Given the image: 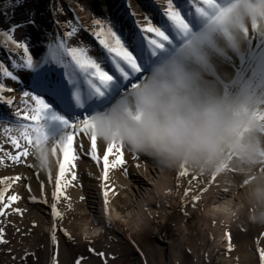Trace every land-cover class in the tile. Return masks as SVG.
Returning <instances> with one entry per match:
<instances>
[{
	"label": "bare ground",
	"instance_id": "obj_1",
	"mask_svg": "<svg viewBox=\"0 0 264 264\" xmlns=\"http://www.w3.org/2000/svg\"><path fill=\"white\" fill-rule=\"evenodd\" d=\"M32 3L36 9L32 12L35 13L37 21L42 23V28L40 32H37L31 27H26L18 30L15 38L34 41L33 47L38 52H44L47 42L43 33L51 34L53 38H56L63 30L56 23L55 12L51 14L52 17L49 15L50 12L45 11L46 13L43 14L45 7L40 6L44 3L42 0H32ZM159 3L163 7L166 0H159ZM81 5L87 9L80 13L84 17L83 22L86 26L91 25L93 14L96 17L123 18L126 21V28L132 24V18L126 12L127 0H79L77 9ZM130 7L140 23H144V18L150 13L146 0H130ZM25 10V7L22 8L21 14L15 18L17 23L26 20V17L23 19L20 17L26 16ZM212 17L208 20H201L197 24L195 28L197 36L193 44L177 45V48L156 60L148 71L150 74L152 69L158 65L178 66L195 95L222 103L239 121L234 132V143L226 147L223 159L216 162L210 171L194 168L186 162L169 165L158 157L131 151L125 146L126 167L125 165L110 167L109 179L105 182L102 158L97 164L91 160L90 156L85 155L90 151L89 137L87 135L78 136L75 141L76 145L83 144V147L76 148L79 158L75 161L74 170L79 183L76 180L66 189L68 195L71 196L73 209L66 213L62 227L68 231L69 229L77 231L75 225L77 224L76 218L79 217L81 223L77 229L80 232V238L87 237L94 241L93 247H96L94 243L108 245L109 247H105L107 249L104 251L105 254L115 258L122 256L123 264H153L156 256H161L163 253L167 262L165 264H171L172 259L179 260L181 256L178 252L175 253L178 250L175 245H178L179 241L187 243L183 251L187 254L190 249L199 250L195 241L201 243L199 247L202 249V246L211 238V244L216 248L212 252H217L220 249L218 245L222 243L224 237H227L228 232H232L233 250L228 254L232 258V263L257 264L258 249L264 247V225L255 224L250 219L262 209L251 204L247 191L250 181L256 178L254 173H264V140L261 144L263 151L259 155L261 159L254 165L246 164L241 153V149L248 145V142L243 145L244 138L251 136L254 138L256 134L264 136V120L258 118L264 115V56H259L264 53V0H218V6L212 12ZM158 22L162 23L163 18L157 17L153 21V23ZM248 37L252 40L251 42ZM80 46H88L89 54L96 55L87 35L81 37ZM18 59L17 57L8 58L5 53L0 52V61L14 72L19 70L12 66V60ZM243 60L245 63L241 65L240 62ZM23 79L21 76V80ZM0 80L15 87V82L2 75H0ZM27 83L29 86L21 83L20 88L31 90L30 81ZM6 95H16L19 101L21 91L17 89L16 92L6 93ZM13 111L14 109L0 104V115L7 113L10 116ZM35 147L42 157L41 164H37L32 156H29L25 162L13 163L5 160L4 164H0V180L17 175L21 177L19 181H13L6 193V198L10 195H19L21 199L15 202L14 207H19L23 213L19 215L13 212L8 217H0V219L10 220L12 224L6 233L10 244L7 247H0L2 264H14L32 253L42 252L45 256L44 253L48 251L47 239L43 237L40 227L44 224L45 229L51 231L50 223L54 226L53 220L48 207L32 203L31 197L34 196L39 200L46 192L49 202H52L54 189L53 183L48 180L47 170L48 156L49 153L52 156V153L47 144L38 143ZM106 147L107 143L98 139V155L102 157ZM4 150L13 154L17 153V150L10 144H5ZM135 153L140 155L138 160L134 158ZM232 153L233 156L230 155ZM0 155L3 153L0 152ZM109 159L114 161L115 155L110 156ZM240 163L248 167L246 166L244 170L240 168L235 170L240 167ZM28 165L34 167L29 168ZM181 170L189 172L191 176L179 178L178 172ZM37 171L39 177L35 174ZM51 172L53 177L58 175L55 157H53ZM233 174L237 176L235 178L236 187L234 183H231L232 181L228 183L232 180ZM214 177L218 178V186L212 185L202 201L192 207L191 196L198 193L202 187L208 188ZM138 179L145 186H139ZM189 180H191L193 191L186 198L184 193L189 187ZM105 183L108 184L110 193L113 188L115 189V194L111 195L110 204L111 226L106 221L107 208L103 200ZM41 184L44 185L43 189ZM227 185H232L231 192L235 194L234 196H225L226 191L223 188ZM3 187L4 185L0 184V190ZM29 187L30 192L27 190ZM221 194L224 196L221 197ZM185 203H188V215L184 214ZM60 206L63 210L64 204ZM122 207H126L127 210ZM170 208L173 215L167 211ZM158 212L167 224L177 221L185 231L190 232H193V227L197 225L199 232L188 237L183 234L178 237V241L171 238V242H176V244L174 246L171 244L170 247H167L168 244H163V247L166 246L164 250L150 244L145 246V242H142L137 249L131 250L128 257L123 250H113L112 255L110 254L112 249L110 247H113V243L110 244L112 238L108 228H114L122 239L128 242L131 239L134 242L146 232V228L151 225ZM16 229L19 231L17 232ZM61 240H59L58 258L59 264H64L68 252ZM237 240L242 242H237ZM147 242L150 241L147 240ZM97 249L101 250V248ZM49 252H52L53 261L55 258L53 244ZM117 253L119 256L116 255ZM167 259H170V262ZM94 262L95 260L92 259L91 264Z\"/></svg>",
	"mask_w": 264,
	"mask_h": 264
},
{
	"label": "snow or ice",
	"instance_id": "obj_2",
	"mask_svg": "<svg viewBox=\"0 0 264 264\" xmlns=\"http://www.w3.org/2000/svg\"><path fill=\"white\" fill-rule=\"evenodd\" d=\"M24 2L26 0H13L11 6H23ZM146 3L150 13L144 18L145 22L140 23L130 7V0H127L126 12L132 18V24L127 28L123 18L104 16L93 18L91 25L86 26L80 13L87 9L81 5L74 11L72 19L56 22L63 29L58 37L53 38L51 34L43 33L47 42L44 52H38L33 47L34 41H21L14 36L18 30L26 27L40 32L42 26L34 12H29L26 20L12 24L9 29L2 31L6 50L19 54L18 60H12V66L19 71L10 70L0 61V75L15 82L13 87L0 80V104L14 109L10 116L7 113L0 115V152L3 153L0 155V164H4L5 160L13 163L25 162L32 156L30 149L38 143L50 146L52 157H55L58 165L56 177L52 176L51 166L47 168L48 180L53 183L54 189L52 202H49L46 192L41 199L37 200L33 196L31 201L48 207L51 214L54 226L50 232V240L54 248V264H59L58 233L66 240L75 242L72 234L62 227V221L66 213L73 209L71 196L66 189L77 180L74 169L79 154L76 148L83 147L82 143L75 144L77 137H89L90 151L85 155L90 156L97 164L102 158L103 180L107 182L109 168L126 163L125 144L114 140L107 143L102 157L98 155V137L94 131L93 114L106 111L113 103L126 98L132 89L139 87L147 79L151 65L164 54L177 48V45L193 44L197 36V24L201 20L213 18L212 12L218 6V0H166L163 7L159 0H146ZM58 12L64 14L62 6L58 8ZM157 17L163 18V22L153 23ZM86 35L95 49V56L89 54L88 46H80L81 37ZM28 81L31 90L20 88L21 83L29 86ZM17 89L21 91L19 101L16 95H6L16 92ZM258 118L264 120V115ZM5 144H10L17 153L5 151ZM135 154L134 158L138 160L140 155ZM113 155L115 160L110 161L109 157ZM35 174L39 177L38 171ZM186 176L191 174L185 170L178 172L179 178ZM20 179L17 175L0 180V184L4 185L0 190V217H8L13 212L23 215L19 207H14L21 197L10 195L6 198L13 181ZM217 179L214 177L208 188L202 187L198 193L191 196L192 207L202 201L212 185L218 186ZM188 183L189 187L184 193L186 198L193 191L191 180ZM41 188H44L43 184ZM27 190L30 192L31 188ZM114 194L115 189L110 193L109 186L105 183L103 200L107 208L106 221L109 226L111 195ZM62 203L63 210L60 206ZM187 208L188 203H185V215H188ZM10 226V220L0 219V247L10 244L6 235ZM226 235L227 250L231 252L232 236L230 232ZM85 240L88 243L86 252L75 254L73 264H90L93 256L101 258V264H115L114 256L108 257L104 251L92 246L93 241L87 237ZM258 255L260 264H264V247L258 249Z\"/></svg>",
	"mask_w": 264,
	"mask_h": 264
},
{
	"label": "clouds",
	"instance_id": "obj_3",
	"mask_svg": "<svg viewBox=\"0 0 264 264\" xmlns=\"http://www.w3.org/2000/svg\"><path fill=\"white\" fill-rule=\"evenodd\" d=\"M147 75L126 98L93 114L98 139L123 142L129 150L158 157L169 165L186 162L210 171L234 143L239 121L222 103L195 95L178 66L158 65ZM30 151L41 164L36 147ZM241 153L249 165L261 159L252 143ZM47 166H53L50 153ZM254 175L247 191L251 204L262 210L250 219L264 225V173Z\"/></svg>",
	"mask_w": 264,
	"mask_h": 264
},
{
	"label": "rangeland",
	"instance_id": "obj_4",
	"mask_svg": "<svg viewBox=\"0 0 264 264\" xmlns=\"http://www.w3.org/2000/svg\"><path fill=\"white\" fill-rule=\"evenodd\" d=\"M42 1L44 3H41L40 6L42 8L45 7L43 14L45 11H47L48 13L50 12L49 15H50V17H52L51 14H53V12H55L56 13L55 18H57V21L61 20V22H63L65 20L72 19L73 15H74V11L77 10V7H78L77 3L79 0H42ZM12 2H13V0H0V49H1L0 52L5 53L8 58L12 57L14 59L16 57L19 58V56H18L19 54L16 52H9L6 50V48L4 47L5 38L2 35V31L9 29L12 24L17 23L15 18H17V16H19V14H21L20 12H22V11H20V10L22 8H24V7L26 8V10L24 11L26 13V16H20L22 19L25 17H26L25 19L28 18L27 17L29 14V12H27L28 10L32 12V11H35L36 9L32 5L33 4L32 0H26V2L23 3V6H17L15 8H13L11 6ZM61 6L63 7V10H64L63 15H61L58 12V8H60ZM93 17L96 18V15L93 14ZM17 33H18V31L14 34L15 37L17 36ZM248 39L250 40V37H248ZM21 41H25V40H21ZM251 41L252 40H250V42ZM263 138H264V136H262V135L259 136L258 134H256V136L254 138L251 136L248 138H244L242 141L245 140V143H243V145H245L248 142V144L252 143L255 146H257L259 149L258 155H261L262 151H263L262 146H261V144L263 143V140H264ZM230 155L233 156V153ZM230 157H228V159H230ZM239 166L240 167L236 168L235 170H238L239 168H240V170L241 169L244 170L248 167V165H246V164L242 165L241 163L239 164ZM125 167H126V165H125ZM232 177H233L232 180H229L228 183L230 184V181H232L231 183H234L235 187H236L237 183H236L235 178L237 176L234 175ZM78 183H79V181H78ZM137 184H139V186H145L140 179H138ZM231 186L232 185H227L226 187L223 188V190L227 189V191L224 193L226 197H232L235 195L231 192V190H232ZM224 194H221L220 196L223 197ZM122 208L124 210H127L126 207H122ZM123 209H121V211ZM167 211L171 212V215H173L171 208L168 209ZM76 221H77V224L75 226L78 228L80 223H81L80 218L77 217ZM192 223L194 226V222H192ZM50 224H51L50 225L51 228H53L52 223H50ZM77 228H75L77 231H75V230L73 231V229H69L70 232H73L71 234H72V237H73L75 242L66 240L65 237L62 236L61 233H58V239L59 240L62 239L61 240L62 244H64L66 252H68L64 264H73V256L77 253H84V251L88 247L87 241L85 239L80 238V236H79L80 232ZM40 231H41L43 237H45L47 239V244H48L47 250L48 251H46V253H44L45 256L42 255V252H39V254L38 253L37 254L32 253L30 255L25 256V257H27L26 260L24 257L21 260L19 259L14 264H52V262L54 263L55 258L52 261V252H49L50 247L52 245V241H50V232L51 231H50V229L46 230L44 224L41 225ZM108 231H109V234L112 238V239H110L111 240L110 244H111V242L113 243V247H110V248H112L110 250V254L112 255L111 251H113V250L114 251L123 250V252L126 256L131 253V250L137 249V247H139V245H141L142 242H145L144 243L145 246L150 244V245H153L155 248L160 247L161 249L164 250L166 246L163 247V244H168L167 247H170L171 244L173 246L176 244V242H171V238L175 241H178L177 240V239H179L178 237L179 236L181 237V235H183V234L188 237L190 235L194 236V234H197L199 232L197 225H195L193 227V232H190V231H185L177 223V221L176 222L171 221L170 224H167L166 222H164L161 219L160 212H158L157 216L153 219V222L151 223V225L146 228V232H144L139 239L134 241V243L128 242V241L122 239L119 236L120 234L116 233L114 228H108ZM231 234H232V232H231ZM147 240H149L150 242L148 243ZM195 240H197V239H195ZM90 241H92V240H90ZM198 242L199 241H195V243L198 246L200 251L193 248L194 250L190 249L189 253H187V254L186 253L184 254V252H183V251H185L184 247H185V244H187V243H185L183 241L177 242L179 244L175 245V246H176V249H178V250L177 251L174 250V251H175V253L178 252L181 256H180L179 260L178 259H172L171 264H236V262L232 263V261H231L232 258L230 256H228V254L230 252L227 250V243H228L227 237H224L222 243L218 245L221 250L219 249V250H217V252H212V250L216 249V248L213 247V245L211 244V238H209L208 243H205L204 246H202V249H201V247H199V244H201V243L200 242L198 243ZM237 242H242V241L237 240ZM94 244H96L95 248H101L102 251H105L106 246L109 247L108 245H103V244H99V243H94ZM106 244H107V242H106ZM116 255L119 256L118 253ZM166 257H168V255ZM92 259L95 260V262L93 264H101V258L93 256V258H91V260ZM155 259L153 260V262H154L153 264H163V263L165 264V263H167L165 261V258H164V253L161 256L157 255ZM91 260H90V264H91ZM167 260L170 262V259H167ZM123 263L124 262H123L122 256L115 258V264H123ZM0 264H2V262H0ZM257 264H260L259 257H258Z\"/></svg>",
	"mask_w": 264,
	"mask_h": 264
}]
</instances>
